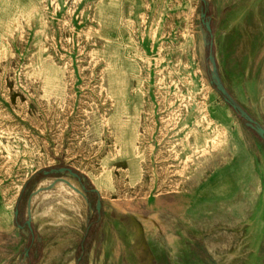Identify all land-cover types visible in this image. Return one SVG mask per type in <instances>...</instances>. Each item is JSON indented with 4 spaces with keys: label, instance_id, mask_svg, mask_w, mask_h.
Here are the masks:
<instances>
[{
    "label": "rangeland",
    "instance_id": "rangeland-1",
    "mask_svg": "<svg viewBox=\"0 0 264 264\" xmlns=\"http://www.w3.org/2000/svg\"><path fill=\"white\" fill-rule=\"evenodd\" d=\"M204 1L0 0V264H30L31 192L57 177L80 189L36 175L56 167L97 196L87 204L58 183L32 197L31 264H264L263 188L246 193L238 220L203 227V160L227 133L208 113L223 99L201 9L234 100L253 51L250 2Z\"/></svg>",
    "mask_w": 264,
    "mask_h": 264
},
{
    "label": "crops",
    "instance_id": "crops-1",
    "mask_svg": "<svg viewBox=\"0 0 264 264\" xmlns=\"http://www.w3.org/2000/svg\"><path fill=\"white\" fill-rule=\"evenodd\" d=\"M223 1L226 4L223 8L227 10L241 0ZM248 1L251 4L249 12L253 15L249 39L253 46L248 68L250 85L248 92L235 101L264 128V0ZM208 113L210 119L225 130L227 140L222 151L203 160V227L205 225L206 233L212 226L226 227L235 218L238 220L240 207L249 206L246 193L264 189V140L223 100L211 102ZM148 207L156 208L157 204ZM14 219L11 218L10 223ZM0 238H3L2 233ZM203 245L211 255L204 241Z\"/></svg>",
    "mask_w": 264,
    "mask_h": 264
},
{
    "label": "water",
    "instance_id": "water-1",
    "mask_svg": "<svg viewBox=\"0 0 264 264\" xmlns=\"http://www.w3.org/2000/svg\"><path fill=\"white\" fill-rule=\"evenodd\" d=\"M203 5L205 6V1L201 0ZM201 22L203 24L204 29L202 30V42L204 47L208 46L209 48V55L207 57L208 62L210 64V69H209V76H210V84L214 86L215 90L219 93V95L222 97L223 101L241 118L245 121L247 127L252 130L259 138L264 140V128L258 126L250 117L249 115L245 112V110L232 98V96L229 94L227 89L224 87L219 73L217 69V64L215 61V57L212 54V44L207 42V37H211V27H210V21L206 17L205 13V8L203 7L201 9V14H200ZM44 176L48 175H64L69 178L76 179L79 182H83L84 178H80L77 173L73 172L70 168H58V169H51L49 171H44L43 172ZM58 183H63L67 185L69 188L77 192L82 196L84 201L88 203V198L86 195V189L84 185L80 186V189L75 188L69 181H67L65 178L62 177H57L53 179V182L44 188H37L33 192L30 193L27 201H26V211H25V216L26 220L24 222V227L27 228L28 232L31 233V214H32V207H31V200L32 197L39 194L41 191H48L51 190L56 184ZM93 192L97 193L96 189L92 190ZM90 206V205H89ZM101 208V201L97 200L95 204V210L97 213H99ZM18 211L16 210L14 212V216L17 217ZM18 228H22V226H18ZM29 257V248L25 249L24 252V258Z\"/></svg>",
    "mask_w": 264,
    "mask_h": 264
},
{
    "label": "trees",
    "instance_id": "trees-1",
    "mask_svg": "<svg viewBox=\"0 0 264 264\" xmlns=\"http://www.w3.org/2000/svg\"><path fill=\"white\" fill-rule=\"evenodd\" d=\"M58 168H60V167H58ZM57 167L56 168H54V169H58ZM73 172H75V173H77L78 174V176L80 177V178H84L81 174H79L78 172H76V171H74V170H72ZM42 175V176H44L43 175V172H39V173H37L36 175ZM84 185H85V189H87L88 191H90L91 193H93V194H95L96 196H97V193H95V192H93L92 190H93V188L90 186V184L87 182V180L84 178ZM98 200V199H97ZM96 200V201H97ZM88 201L90 202V199L88 198ZM96 201H95V203H94V206H95V204H96ZM98 215L100 216V212L98 213ZM28 248H29V263L31 264V263H33L34 261H37L38 259H39V257H40V245H39V243L36 241V238H35V236H34V232L32 231L31 232V236H30V242H29V244H28ZM83 249V248H82ZM33 254H34V256H33ZM33 256V257H32ZM31 257L32 258H34L35 260L34 261H31ZM81 260H83V263H85L84 262V258H82Z\"/></svg>",
    "mask_w": 264,
    "mask_h": 264
},
{
    "label": "flooded vegetation",
    "instance_id": "flooded-vegetation-1",
    "mask_svg": "<svg viewBox=\"0 0 264 264\" xmlns=\"http://www.w3.org/2000/svg\"><path fill=\"white\" fill-rule=\"evenodd\" d=\"M202 27H203V24H202ZM203 29H204V27H203ZM206 48H208V46H206ZM82 183H83V182H81V185H83ZM84 186H85V185H84ZM86 195H87V198L91 195V192L88 191L87 189H86Z\"/></svg>",
    "mask_w": 264,
    "mask_h": 264
}]
</instances>
